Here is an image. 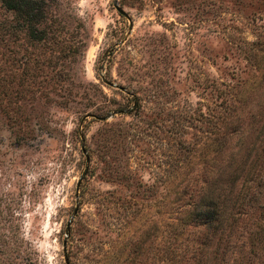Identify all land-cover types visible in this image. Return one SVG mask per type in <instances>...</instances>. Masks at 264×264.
<instances>
[{
    "label": "rangeland",
    "instance_id": "1",
    "mask_svg": "<svg viewBox=\"0 0 264 264\" xmlns=\"http://www.w3.org/2000/svg\"><path fill=\"white\" fill-rule=\"evenodd\" d=\"M62 6L69 98L0 112V264H264V0Z\"/></svg>",
    "mask_w": 264,
    "mask_h": 264
},
{
    "label": "trees",
    "instance_id": "2",
    "mask_svg": "<svg viewBox=\"0 0 264 264\" xmlns=\"http://www.w3.org/2000/svg\"><path fill=\"white\" fill-rule=\"evenodd\" d=\"M62 2L0 0V112L13 121L17 119L15 112L24 107L25 97L37 102L52 99L60 104L69 98L64 92L67 84L78 79L66 65L55 64L70 47L67 33L72 27L70 19L75 16L72 9L62 6ZM52 59L54 64L44 69L45 63ZM64 73H70L68 80H64ZM39 75L43 76L35 78ZM114 108L92 97L83 104L79 116L101 117ZM201 214L213 220L218 216V209L209 203Z\"/></svg>",
    "mask_w": 264,
    "mask_h": 264
},
{
    "label": "water",
    "instance_id": "3",
    "mask_svg": "<svg viewBox=\"0 0 264 264\" xmlns=\"http://www.w3.org/2000/svg\"><path fill=\"white\" fill-rule=\"evenodd\" d=\"M115 7L117 8V10L118 11H120V12H122L123 10L120 8V6H118L117 4H115ZM104 116H101V118H103ZM77 183H78V181H77ZM76 183V184H77ZM74 210H75V208H74ZM68 228H69V220L66 222V224H65V230H68ZM63 246H64V240H63ZM64 257H65V255H64Z\"/></svg>",
    "mask_w": 264,
    "mask_h": 264
}]
</instances>
